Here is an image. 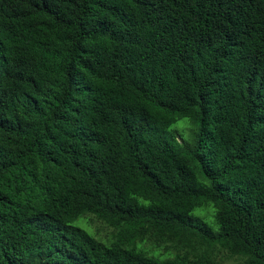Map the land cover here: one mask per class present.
<instances>
[{
    "label": "trees",
    "instance_id": "1",
    "mask_svg": "<svg viewBox=\"0 0 264 264\" xmlns=\"http://www.w3.org/2000/svg\"><path fill=\"white\" fill-rule=\"evenodd\" d=\"M0 264H264V0H0Z\"/></svg>",
    "mask_w": 264,
    "mask_h": 264
},
{
    "label": "rangeland",
    "instance_id": "2",
    "mask_svg": "<svg viewBox=\"0 0 264 264\" xmlns=\"http://www.w3.org/2000/svg\"><path fill=\"white\" fill-rule=\"evenodd\" d=\"M190 125V126H189ZM189 126V129H191L189 132H188V127ZM175 129L178 130V132L181 134V135H185V134H190L192 132V126H191V123L189 122V120L187 118H182V119H179L178 121H176L174 124L171 125V127L169 128V131L170 132H173L175 131ZM177 133V138L181 141V136L180 134ZM208 216V218H206L208 221H211V211H206L205 212ZM79 219L76 220L74 222L75 225H79ZM89 226H90V229L88 228H85L83 227L89 234H91L96 240L98 241H101L103 243H107L106 242V239L108 238V235H109V231L110 229H107L99 220H97L96 218H92L90 219V221L88 222ZM105 238V239H103ZM216 256L218 257H222L223 256V253L220 252V253H217ZM233 262V259H226L225 260V263H232Z\"/></svg>",
    "mask_w": 264,
    "mask_h": 264
}]
</instances>
